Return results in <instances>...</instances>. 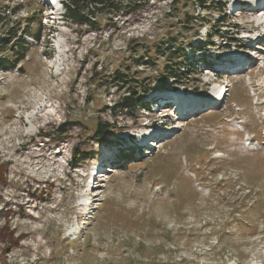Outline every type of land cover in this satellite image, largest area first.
I'll list each match as a JSON object with an SVG mask.
<instances>
[{
	"label": "rangeland",
	"instance_id": "1",
	"mask_svg": "<svg viewBox=\"0 0 264 264\" xmlns=\"http://www.w3.org/2000/svg\"><path fill=\"white\" fill-rule=\"evenodd\" d=\"M48 1L0 0V39L15 36L0 68V264H264V0H220L229 22L200 53L219 16L191 0H132L94 28ZM168 41L189 43L196 76H162ZM125 86L149 91L133 95L144 108L117 111Z\"/></svg>",
	"mask_w": 264,
	"mask_h": 264
},
{
	"label": "trees",
	"instance_id": "2",
	"mask_svg": "<svg viewBox=\"0 0 264 264\" xmlns=\"http://www.w3.org/2000/svg\"><path fill=\"white\" fill-rule=\"evenodd\" d=\"M187 0H185L186 2ZM191 4L194 7H206L209 11L215 12L219 17L215 20H209L204 22V25L209 27V34L207 33L204 36V42H199L195 46L191 47V50L200 53L204 50V44H210L213 37L220 35L217 31L219 26H222V23H228L229 18L225 16V7L220 5V0H191ZM172 2H176V0H172ZM213 2V4H211ZM210 4L206 6L207 4ZM133 4L132 0H65L63 3L64 6V16L65 18L70 19L71 21L80 24V25H86L88 27H93L95 24L94 20L92 18H95L97 14H115L117 13L122 7H131ZM216 5V6H215ZM192 19V18H191ZM204 19V18H203ZM4 20V16L0 14V25L2 24ZM190 18L186 17L182 20V27H186L185 24L189 22ZM221 22V23H220ZM95 30V29H92ZM5 39H0V68H7L6 66L10 65L11 67L13 65L10 64V61H6L4 59H1V56L4 54V46L3 44L6 42V38L9 36L15 37L13 34L10 33V31L6 32ZM24 36H27L29 38H35L36 36L29 35L27 33H24ZM12 37V38H13ZM225 39H230L229 37H224ZM5 40V41H4ZM172 40V39H170ZM14 41H17L16 43H13V47L15 48L12 56H21L18 59V62H20L23 59V54L27 51V41L22 39H16ZM204 43V44H203ZM189 43H182L179 46L175 44H171L169 41L167 43V46L163 47V45H160L158 47H155L154 52L156 53V57L163 59V68L161 70L162 76L168 80L176 81L178 79L186 78L185 75L188 76H196L198 74L196 69H192L191 65L188 63V59L184 53V48L188 46ZM190 48V47H189ZM191 59V57H190ZM14 61V59H13ZM16 61V60H15ZM150 59L148 58L145 62H149ZM139 62L136 63V66H139ZM201 64L206 65L207 63L205 61H201ZM126 75L124 73H119V71H114L111 78L113 81H115L117 84L119 83H125L126 85ZM137 82L136 80H132L131 82ZM113 82V83H115ZM120 87L122 86L119 85ZM123 95L122 97L116 102L115 108L118 112H125V114L129 112H134L135 109H142L144 108V102L142 100V97L133 96L135 94V91H140L143 93L149 92L148 90L141 88L140 86L135 87H124L122 88ZM149 90H152L149 88ZM65 125L62 124L60 127L61 134H65L67 132L66 129H64ZM112 129V126L110 124H106L104 129L102 130L99 128V126L95 127V131L93 133V136H102L104 133H110ZM99 141H103V138ZM105 142V141H103ZM86 156L85 152L80 153H74L73 159L74 160H84V157ZM125 154L122 156V160L125 158ZM7 234L4 229H0V237L6 238ZM12 243L16 244V241L12 240Z\"/></svg>",
	"mask_w": 264,
	"mask_h": 264
},
{
	"label": "bare ground",
	"instance_id": "3",
	"mask_svg": "<svg viewBox=\"0 0 264 264\" xmlns=\"http://www.w3.org/2000/svg\"><path fill=\"white\" fill-rule=\"evenodd\" d=\"M51 5H52V3H51ZM241 7H243L244 6V4H239ZM238 6V5H237ZM52 7V6H51ZM242 9V8H241ZM259 13V12H258ZM258 13H256V14H258ZM263 17V16H262ZM260 20L258 19V18H255L254 19V22H257V26H261V23L259 22ZM245 59H241V61H244ZM231 64V63H230ZM206 83H208L209 84V82H206ZM208 84L207 85H205V86H208ZM224 89H226V88H224ZM220 91H221V89H220ZM219 91V92H220ZM226 94H227V91H225L224 92V95H223V97H222V102L224 101V99H225V96H226ZM217 95H218V93H217ZM217 97V96H216ZM191 103V102H190ZM167 110V109H166ZM154 123H149V124H146V126H152ZM128 139H131V138H136L137 137V135L136 134H134V133H132L131 135L129 134L128 136ZM89 177H90V173H89ZM89 179V178H88ZM94 183V180H93V182H92V184Z\"/></svg>",
	"mask_w": 264,
	"mask_h": 264
}]
</instances>
